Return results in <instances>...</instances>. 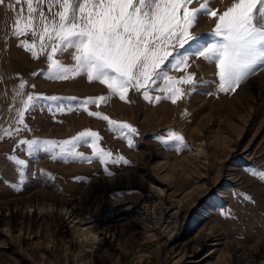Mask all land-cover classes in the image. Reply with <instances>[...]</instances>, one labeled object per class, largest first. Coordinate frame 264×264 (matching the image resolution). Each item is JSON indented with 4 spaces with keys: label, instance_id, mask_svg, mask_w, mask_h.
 <instances>
[{
    "label": "rangeland",
    "instance_id": "374dc122",
    "mask_svg": "<svg viewBox=\"0 0 264 264\" xmlns=\"http://www.w3.org/2000/svg\"><path fill=\"white\" fill-rule=\"evenodd\" d=\"M230 3L210 0V7L223 10ZM20 7L16 0L0 3V129L15 127L21 80L25 98L108 96L104 85L86 77L33 76L47 72V60H33L18 47L31 34L11 35ZM213 27L202 17L192 32L205 35ZM58 58L71 63L70 53ZM190 63L198 86L176 104L149 103L130 90V103L113 96L99 108L89 106L134 127L131 147L106 121L47 105L25 117L27 130L0 139V264H264V181L250 174L264 172V71L223 94L216 92L214 65ZM86 130L98 133L101 149L128 163L61 161L17 149L20 140L63 141ZM169 130L184 137L186 148L177 152L174 144L157 142ZM77 151L92 156L87 146ZM10 155L26 161L22 176Z\"/></svg>",
    "mask_w": 264,
    "mask_h": 264
},
{
    "label": "snow or ice",
    "instance_id": "6c2138e0",
    "mask_svg": "<svg viewBox=\"0 0 264 264\" xmlns=\"http://www.w3.org/2000/svg\"><path fill=\"white\" fill-rule=\"evenodd\" d=\"M16 4L21 7L16 11L11 35L32 36L31 41L20 40L18 47L33 60L46 55L47 72L37 71L34 77L51 81L86 77L90 83L104 85L109 95L78 100L28 93L25 98L26 82L21 80L14 92L22 105L13 121L15 127L0 129V139L27 130L25 117L47 105L49 111L63 114L80 109L104 120L108 130L118 133L131 147L129 134L137 133L134 127L89 111V106L99 108L113 96L130 103V90L149 103L168 100L176 104L198 86L195 75L188 72L193 58L214 65L217 93H235L250 77L264 71V0H231L223 10L210 7V0H16ZM202 17L213 20L214 27L208 34L194 35L192 30ZM64 53H70V64L58 58ZM176 71L185 74H169ZM183 85L190 86V91L186 93ZM152 92L163 96L153 97ZM155 139L161 146L174 144L177 152L186 148L184 137L174 130ZM99 140L98 133L86 130L63 141L20 140L17 149L24 147L29 156L47 153L61 161L97 160L105 166L128 163L122 156L113 158L111 152L101 149ZM82 145L91 149V157L77 151ZM6 159L22 176L26 161L16 155ZM105 172L111 175L107 167ZM250 174L264 181V172L253 170Z\"/></svg>",
    "mask_w": 264,
    "mask_h": 264
},
{
    "label": "bare ground",
    "instance_id": "6f19581e",
    "mask_svg": "<svg viewBox=\"0 0 264 264\" xmlns=\"http://www.w3.org/2000/svg\"><path fill=\"white\" fill-rule=\"evenodd\" d=\"M197 151H198V154H200L201 153V149H196ZM135 175V174H134ZM137 176V175H136ZM125 178V177H124ZM140 178V177H139ZM127 181V180H126ZM142 181V180H141ZM95 185V184H94ZM92 189H94V188H92ZM85 192V191H84ZM89 195V194H88ZM68 201V200H67ZM65 202V201H64ZM62 203V202H61ZM73 204V203H72ZM76 204V203H75ZM80 204V203H79ZM67 206H69V205H67ZM100 243V242H99ZM101 244V243H100ZM103 244V243H102ZM99 245V244H98ZM213 245H218V244H213ZM97 257V256H96Z\"/></svg>",
    "mask_w": 264,
    "mask_h": 264
}]
</instances>
